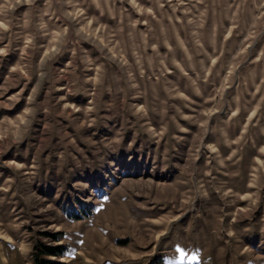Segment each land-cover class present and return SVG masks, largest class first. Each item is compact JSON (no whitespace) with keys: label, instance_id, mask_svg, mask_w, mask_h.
Listing matches in <instances>:
<instances>
[{"label":"rangeland","instance_id":"rangeland-1","mask_svg":"<svg viewBox=\"0 0 264 264\" xmlns=\"http://www.w3.org/2000/svg\"><path fill=\"white\" fill-rule=\"evenodd\" d=\"M37 259L264 264V0H0V264Z\"/></svg>","mask_w":264,"mask_h":264},{"label":"trees","instance_id":"trees-1","mask_svg":"<svg viewBox=\"0 0 264 264\" xmlns=\"http://www.w3.org/2000/svg\"><path fill=\"white\" fill-rule=\"evenodd\" d=\"M45 255L63 257L65 255V248L63 247H46ZM37 264H64L62 262L48 261V260H36Z\"/></svg>","mask_w":264,"mask_h":264}]
</instances>
